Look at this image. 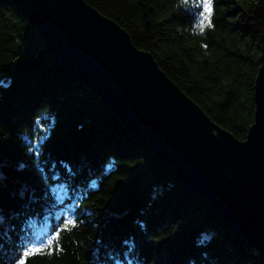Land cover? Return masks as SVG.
Segmentation results:
<instances>
[{"label":"trees","instance_id":"1","mask_svg":"<svg viewBox=\"0 0 264 264\" xmlns=\"http://www.w3.org/2000/svg\"><path fill=\"white\" fill-rule=\"evenodd\" d=\"M85 2L151 52L211 120L246 138L264 0ZM49 239L25 264H264L0 0V264H19Z\"/></svg>","mask_w":264,"mask_h":264},{"label":"water","instance_id":"2","mask_svg":"<svg viewBox=\"0 0 264 264\" xmlns=\"http://www.w3.org/2000/svg\"><path fill=\"white\" fill-rule=\"evenodd\" d=\"M11 1L53 60L95 90L128 131L264 256V33L254 120L240 140L85 0Z\"/></svg>","mask_w":264,"mask_h":264},{"label":"snow or ice","instance_id":"3","mask_svg":"<svg viewBox=\"0 0 264 264\" xmlns=\"http://www.w3.org/2000/svg\"><path fill=\"white\" fill-rule=\"evenodd\" d=\"M203 7H204V11L205 12H209L210 13V4L209 3H205L203 5ZM208 19H209L208 16H204L203 20L200 21L201 30H203V27L202 26L204 24V21L205 20H208ZM209 23H210V21H209ZM30 151H34V152H37L38 153V148H36L35 146H33V147L30 148ZM74 223H75V221H73V220L70 219V220H68V222L65 225V227H68L69 225H74ZM58 238H59V232L56 233L54 239H57L58 240ZM52 243H53V239H49L46 244H42L40 247H33L31 249H27L22 254V258L19 261V264H25L26 259H27V257L29 255L35 254L37 252H41L43 250V248H45V247L50 248L51 245H52Z\"/></svg>","mask_w":264,"mask_h":264}]
</instances>
